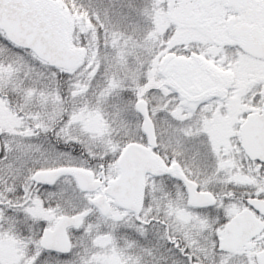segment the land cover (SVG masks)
<instances>
[{"label":"snow or ice","instance_id":"obj_1","mask_svg":"<svg viewBox=\"0 0 264 264\" xmlns=\"http://www.w3.org/2000/svg\"><path fill=\"white\" fill-rule=\"evenodd\" d=\"M0 264H264V0H0Z\"/></svg>","mask_w":264,"mask_h":264}]
</instances>
